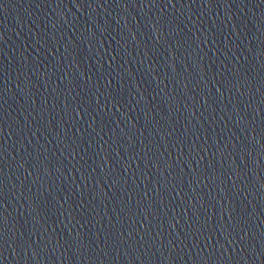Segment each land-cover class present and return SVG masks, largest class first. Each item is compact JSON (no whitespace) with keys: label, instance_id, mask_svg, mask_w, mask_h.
I'll use <instances>...</instances> for the list:
<instances>
[{"label":"water","instance_id":"95a60500","mask_svg":"<svg viewBox=\"0 0 264 264\" xmlns=\"http://www.w3.org/2000/svg\"><path fill=\"white\" fill-rule=\"evenodd\" d=\"M0 264H264V0H0Z\"/></svg>","mask_w":264,"mask_h":264}]
</instances>
